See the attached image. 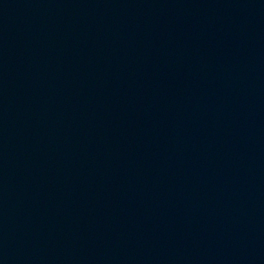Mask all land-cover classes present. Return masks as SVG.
<instances>
[{"label":"water","instance_id":"obj_1","mask_svg":"<svg viewBox=\"0 0 264 264\" xmlns=\"http://www.w3.org/2000/svg\"><path fill=\"white\" fill-rule=\"evenodd\" d=\"M0 264H264V0H0Z\"/></svg>","mask_w":264,"mask_h":264}]
</instances>
